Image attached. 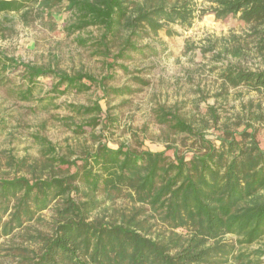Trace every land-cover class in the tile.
Returning <instances> with one entry per match:
<instances>
[{"label":"trees","instance_id":"1","mask_svg":"<svg viewBox=\"0 0 264 264\" xmlns=\"http://www.w3.org/2000/svg\"><path fill=\"white\" fill-rule=\"evenodd\" d=\"M208 1L201 12L212 13L215 20L236 16L264 52V0ZM34 2L46 16L65 2L70 11L66 33L96 27L97 38L81 36L76 42L91 46L106 68L118 66L127 74L130 70L118 60L157 54L153 46L140 43L143 37L156 35L170 23L188 26L197 10L195 0H0V13L25 17ZM240 50H232L233 55ZM8 66L22 73V83L10 89L19 100L33 97L39 79H51L45 97L39 99L42 108L61 95L86 92L95 84L107 96L132 92L105 87L103 80L111 76L69 74L0 53V72ZM220 77L228 86L264 94V69L227 65ZM67 108L81 115L101 112L97 102ZM207 111L217 124L214 108ZM158 117L176 133L198 134L173 112L163 111ZM231 125L223 121L219 131L227 135H216L217 144L201 138L205 150L190 155L168 145L153 152L98 143L78 159H69L38 137L44 164L33 166L30 177H0V237L25 229L51 209L47 230L21 235L34 246L28 264H264V141L257 139L248 119L242 129ZM55 164L65 167L56 169ZM117 200L125 206L115 208ZM253 244L259 246L251 248Z\"/></svg>","mask_w":264,"mask_h":264},{"label":"rangeland","instance_id":"2","mask_svg":"<svg viewBox=\"0 0 264 264\" xmlns=\"http://www.w3.org/2000/svg\"><path fill=\"white\" fill-rule=\"evenodd\" d=\"M195 3L197 10L190 25L170 23L156 35L140 40L141 44L153 46L157 54L133 55L131 60L117 61L130 70L128 74L118 66L106 68L105 60L94 55L91 46L76 42L81 36L97 38L100 32L96 27L66 33L64 26L70 19V11L65 2L54 6L50 16L41 14L37 2L29 4L25 17L16 12L0 13L3 56L69 74L89 73L97 79L111 76L112 79L103 80L105 87L132 89L121 96H107L95 84L86 92L61 95L42 108L39 99L45 97L51 79H39L33 97L19 100L10 89L22 83V73L8 66L0 72V177H30L28 171L33 166L39 168L44 164L46 158L36 142L38 137L50 142L58 156L69 159H78L98 143L112 149L123 145L153 152L168 145L176 147L180 154L190 155L205 150L201 138L217 144L216 135H227L219 131L223 121L242 129L248 119L256 129L257 139L263 143L264 94L240 85L228 86L220 73L227 65L262 70L264 52L258 50L257 39L236 16L215 20L212 13L201 12L208 7V0ZM49 25H54V29ZM235 48L241 49L236 56L232 53ZM95 102L101 108L99 114L81 115L67 108L69 104L91 106ZM209 106L219 116L215 125L207 111ZM163 111L185 119L198 136L172 131L159 120L158 114ZM236 117L241 120L236 121ZM92 118L96 119L93 126ZM75 126L81 128L76 130ZM113 206L123 208L125 202L117 200ZM51 213V209L45 210L38 214V220L27 223L25 229H15L0 237V264H28L34 246L21 235L47 230Z\"/></svg>","mask_w":264,"mask_h":264}]
</instances>
